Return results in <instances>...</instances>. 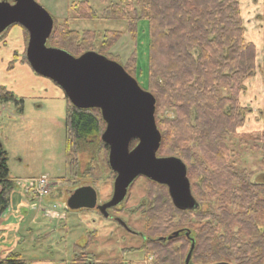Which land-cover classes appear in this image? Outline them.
I'll return each instance as SVG.
<instances>
[{
  "label": "trees",
  "instance_id": "obj_1",
  "mask_svg": "<svg viewBox=\"0 0 264 264\" xmlns=\"http://www.w3.org/2000/svg\"><path fill=\"white\" fill-rule=\"evenodd\" d=\"M239 3L121 0L109 3L101 14L124 21L133 39L138 36V23L145 22L148 43L143 90L155 99L154 120L160 132L156 155L178 158L185 165L197 204L182 216L175 213L167 196H156L144 224L147 236L141 234L146 240L140 250L153 258L150 264H264V182L254 180L255 171L237 166L240 154L235 149L262 153L264 170V100L258 113L262 129L249 133L247 139L237 132L250 113L240 102L244 83L258 70V50L245 38ZM71 11L76 19H96L87 1L74 3ZM22 29L27 41L28 34ZM120 38V32L104 31L97 45L93 32L70 30L66 21L58 24L53 20L46 46L74 57L96 52L116 59L127 74L136 77V52L125 64L109 53ZM0 44H4V36ZM22 63L32 70L25 54ZM64 99L65 152L73 171L79 153L87 148L91 153H108V146L101 141L105 123L100 111L79 109L65 95ZM0 103H13L17 113L22 110L23 101L4 87H0ZM149 182L166 191L165 186ZM14 188L7 153L0 144V219L9 209ZM148 195L154 194L149 191ZM185 217L186 225L182 223ZM0 264L30 263L12 253Z\"/></svg>",
  "mask_w": 264,
  "mask_h": 264
},
{
  "label": "rangeland",
  "instance_id": "obj_2",
  "mask_svg": "<svg viewBox=\"0 0 264 264\" xmlns=\"http://www.w3.org/2000/svg\"><path fill=\"white\" fill-rule=\"evenodd\" d=\"M34 1L56 23L66 21L70 30L93 32L97 45L104 31L120 32L121 38L109 53L125 64L136 52L137 72L136 77L134 73L131 77L137 79L141 89H145L143 82L148 43L145 22L138 23V36L133 39L128 34L124 21L103 18L101 15L109 3H119L121 0ZM80 1H87L94 8L96 19L74 18L72 5ZM239 4L245 38L256 46L257 63H261L264 59V0H240ZM249 81L245 82L247 88L245 93L242 92L240 102L250 113L246 116L244 127L237 130L244 139H247L249 133L260 131L263 126L258 114L262 104L259 108L258 95L250 93ZM260 95L263 96L261 93ZM22 101L20 115L13 105L0 104V144L7 153V167L15 186L13 192L23 193V185H31L33 180L43 177L46 180V194L41 199H35L30 193H26L29 205L24 209L23 219L14 214L6 215L12 224L19 223L16 233L21 241L13 253L20 255L23 260L33 259L34 256L49 257V247L53 253H64L76 245L73 264H150L153 258L140 250L144 240L139 235L147 236L144 227L146 217L156 196L159 198L162 194L165 199L166 191L158 190L143 177L136 178L129 185L126 200L118 207L117 212L110 213L119 218L133 234L94 212L67 209V199L75 189L82 186H90L96 191L99 204L111 198L115 175L107 165L108 153L98 150L91 153V148H87V151L75 157L74 170L70 171V159L65 152L64 97L57 98L55 93L44 87L42 91L30 94ZM236 140L234 143L238 142ZM235 149L240 154L237 166L255 171L254 180L264 182L263 154H250L238 146ZM149 191L154 194L153 197L148 195ZM185 221L186 217L182 218L184 225Z\"/></svg>",
  "mask_w": 264,
  "mask_h": 264
},
{
  "label": "water",
  "instance_id": "obj_3",
  "mask_svg": "<svg viewBox=\"0 0 264 264\" xmlns=\"http://www.w3.org/2000/svg\"><path fill=\"white\" fill-rule=\"evenodd\" d=\"M13 25L28 34L26 59L32 70L57 85L73 106L98 109L105 123L101 141L108 146V165L115 173L112 197L97 205L96 191L83 186L69 196L66 208L103 212L116 207L126 198L129 185L144 177L165 186L175 208L196 209L185 165L175 157L156 156L160 132L152 94L141 89L121 65L96 52L74 57L47 47L53 20L34 0H0V33Z\"/></svg>",
  "mask_w": 264,
  "mask_h": 264
},
{
  "label": "crops",
  "instance_id": "obj_4",
  "mask_svg": "<svg viewBox=\"0 0 264 264\" xmlns=\"http://www.w3.org/2000/svg\"><path fill=\"white\" fill-rule=\"evenodd\" d=\"M1 36H4V44H0V87H4L7 91L12 92L16 100L27 99L30 94H36L42 91L44 87L46 90L55 93L57 98L61 96L64 97L61 89L53 82L46 78L36 76L26 64L22 63L23 53L26 55L28 39L26 41L24 31L20 26L14 25L8 27L4 32L0 33V37ZM11 62L13 65L9 66ZM257 64L258 70L256 76L250 79L249 83L251 85L250 93L258 95L257 101L259 103L258 107L260 108L264 100V68L263 61ZM246 88L247 85L245 86L243 93H245ZM60 91L62 94H60ZM260 93L263 96H261ZM7 104L13 105V103ZM21 113L22 110L17 114L20 115ZM25 196L28 195L13 192L10 196L9 209L0 219V260H3L9 254H12L15 249H17L18 243L21 241V238L16 233L19 229V223L12 224L7 220L6 215L14 214L19 219H23L25 213L24 209L29 205ZM74 247H76V245H73V248L70 251L64 253H53L52 249L49 247V257L34 256L33 259L24 260L30 264H73L75 256Z\"/></svg>",
  "mask_w": 264,
  "mask_h": 264
},
{
  "label": "flooded vegetation",
  "instance_id": "obj_5",
  "mask_svg": "<svg viewBox=\"0 0 264 264\" xmlns=\"http://www.w3.org/2000/svg\"><path fill=\"white\" fill-rule=\"evenodd\" d=\"M136 144V143H135ZM135 144H134V146H135ZM133 146V147H134ZM133 147H131V148H133ZM144 178V177H143ZM144 179H146V178H144ZM149 181V180H148ZM83 187V186H82ZM165 189H166V194H167V197H168V199L170 200V202H171V199H170V197H169V194H168V190H167V188L165 187ZM97 195V197H98V194H96ZM111 197H112V195H111ZM126 198H127V195H126ZM126 198L124 199V201L126 200ZM111 199V198H110ZM110 199L107 201V202H109L110 201ZM124 201H122L119 205H117L116 207H113V208H109V209H106L105 211H103V212H99L98 210H96V209H92V210H86V209H80V210H77L76 212H82L83 210L84 211H88V212H94V213H96V214H98L99 216H101L103 219H106V220H108V221H110V222H112V223H115V224H117L118 226H120L123 230H125V231H129L131 234H133L129 229H128V227H126V225L119 219V218H117V217H115V216H112L111 215V213L112 212H117L116 210H118V207L124 202ZM107 202H103V203H101V204H99L98 203V201H97V205H103V204H106ZM171 205H172V203H171ZM173 206V205H172ZM173 210L175 211V213H180L182 216H184V214L185 213H187L188 211H190V210H179V209H177V208H175L174 206H173ZM195 210V209H194ZM111 212V213H110ZM181 230H183V229H180V231ZM178 232V231H177ZM179 233V232H178ZM182 234H185V232L183 231V232H181ZM181 233H179V234H181ZM136 234H138L139 235V233H136ZM139 236H141L142 238H143V240H146L145 239V237L144 236H142L141 234L139 235Z\"/></svg>",
  "mask_w": 264,
  "mask_h": 264
},
{
  "label": "built area",
  "instance_id": "obj_6",
  "mask_svg": "<svg viewBox=\"0 0 264 264\" xmlns=\"http://www.w3.org/2000/svg\"><path fill=\"white\" fill-rule=\"evenodd\" d=\"M45 181L46 180L44 178H40L33 180L31 182V185L25 184L23 187L24 190L23 194L30 193L32 196L36 198H42L46 194V191L44 189Z\"/></svg>",
  "mask_w": 264,
  "mask_h": 264
}]
</instances>
